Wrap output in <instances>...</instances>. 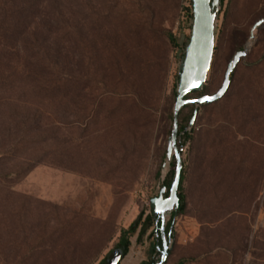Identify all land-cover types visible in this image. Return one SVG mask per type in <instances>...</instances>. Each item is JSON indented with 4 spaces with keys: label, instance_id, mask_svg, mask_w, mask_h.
Masks as SVG:
<instances>
[{
    "label": "rangeland",
    "instance_id": "374dc122",
    "mask_svg": "<svg viewBox=\"0 0 264 264\" xmlns=\"http://www.w3.org/2000/svg\"><path fill=\"white\" fill-rule=\"evenodd\" d=\"M57 3L64 16L41 21L35 0H0V264H107L134 222L120 264H142L192 5ZM262 18L264 0L220 11L205 93L250 51L183 147L186 208L166 264H264V26L250 40Z\"/></svg>",
    "mask_w": 264,
    "mask_h": 264
},
{
    "label": "water",
    "instance_id": "95a60500",
    "mask_svg": "<svg viewBox=\"0 0 264 264\" xmlns=\"http://www.w3.org/2000/svg\"><path fill=\"white\" fill-rule=\"evenodd\" d=\"M192 1V20L190 23V36L184 49V56L178 67V82L176 89V99L173 106V126L171 136L168 140L165 162L161 170L162 182L165 181L170 170L172 159L175 158L176 167L174 178L167 195V187L162 186L158 196L150 200L152 218L155 222L154 235L157 237V250L160 251V258L155 264H166L169 251L174 241L171 238V231L166 234V225L169 219L174 220L178 215L181 201L179 197V185L183 169L182 151L183 147L178 146L181 135L192 132L197 120L199 109L203 105L212 104L221 100L228 92L234 70L250 51V44L243 50L238 51L230 60L223 83L219 90L214 94H205L200 97L187 98L193 92L203 90L208 80L211 70L217 23L222 9V0H191ZM264 26V18L258 20L251 29L250 40H254L256 31ZM187 105H194L195 109L188 127L179 135L178 118L181 110ZM162 241V247H160ZM125 256L123 246L113 252V256L107 264H120Z\"/></svg>",
    "mask_w": 264,
    "mask_h": 264
},
{
    "label": "trees",
    "instance_id": "16d2710c",
    "mask_svg": "<svg viewBox=\"0 0 264 264\" xmlns=\"http://www.w3.org/2000/svg\"><path fill=\"white\" fill-rule=\"evenodd\" d=\"M60 1H62V0H60ZM64 1L70 2L71 0H64ZM224 1L225 0H222V7H223V4H224ZM56 2H57V0H35V5L33 6L32 9H34L33 11L35 13H37V17L41 21L46 20L49 16H53L54 17V13L55 12L56 13L58 12V16H64L63 11L60 9L62 5H60L59 3H57L56 6H54V7L52 6V4L53 3L55 4ZM189 3L192 5V1L191 0H189ZM24 11H25V16H27V14L29 12L28 8L25 7ZM188 16H189V20L191 21L192 20V17H193V14H192L191 11H190V13H189ZM59 20H61V19L59 18ZM47 26L50 27L51 25L49 26V24H47ZM69 27H70L69 28L70 31H72L73 33L74 32L77 33V31H76L75 28H78V27H73V26H69ZM169 38H170V41L174 45L177 44L175 38L172 35H169ZM186 44H187V41L184 42V45L182 47V51H184ZM183 56H184V54L182 55V57ZM206 87H207V84H205V86H204V88H203L202 91H200V92H193V93L189 94L187 96V98L200 97V96H203V95L207 94V93H205ZM59 89H62L61 86H60V84L55 85V87H53L51 89V91L54 92V93H57L59 91ZM176 89H177V83H176V88L174 90L175 99H176V94H177L176 93ZM204 106H206V105H203L202 107H204ZM186 109H189V112L187 114H184V111ZM194 109H195V106L194 105H187L179 113V118H178L179 135H181V133L188 127L189 122H190V120H191V118L193 116ZM200 109H199V111H200ZM169 119H170V122H171V124H170V136H171L172 126H173V112L172 111L169 114ZM194 130H195V126H194V129H193L192 132H187L184 135H181L180 136V138L178 140V146L179 147H184V145L190 139H193ZM170 167H171V169L167 173V176H166V179H165L164 182H162V179H161V170H160V180H159L160 186L161 187L162 186H166L167 187V195L169 193V189L171 187V184H172V181H173V178H174V172H175V167H176L175 158L172 159V162H171V166ZM183 180H184V161H183V169H182V173H181V180H180V185H179V190H178L179 197H180V201H181V206H180L178 215L179 214H182L185 211V208H186V200H185V197L184 196H181V193H180V191L182 189ZM151 218H152V216H151ZM172 223H173V220L172 219H169L167 221L166 234L168 235L170 233V230L172 229V231H171V238L174 239V233H173ZM136 224L137 223L134 222L130 226V228L127 229V230H124L123 233H122V235H121V238H120V247L123 246L125 248V254L127 253L128 248H129V244H130V242H129V236L134 235L136 233ZM152 236L153 237H156L154 235V233H152ZM159 245H160V247H162V241H160V244ZM159 258H160V251L157 250V239H155V243H154V246H153V255L151 257V260L150 261H147V262H143L142 264H155L159 260Z\"/></svg>",
    "mask_w": 264,
    "mask_h": 264
}]
</instances>
